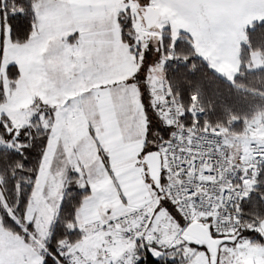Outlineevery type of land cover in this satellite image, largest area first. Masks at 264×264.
Segmentation results:
<instances>
[{
    "label": "crops",
    "instance_id": "crops-1",
    "mask_svg": "<svg viewBox=\"0 0 264 264\" xmlns=\"http://www.w3.org/2000/svg\"><path fill=\"white\" fill-rule=\"evenodd\" d=\"M237 1L227 0L232 5L221 8L219 0H189L188 4L185 0L186 17L193 21V25L189 29L183 27L184 31L180 33L168 29L173 39H178L182 33L188 35L196 55L230 83H233L240 72V51L245 42L246 31L264 21V0ZM158 3L145 6L153 8L158 17L170 15ZM121 12L123 11H119L115 19H110L106 12L102 15L100 13L98 17L75 14L67 21L70 24L68 27L65 22L64 34L48 29L50 26L40 22L37 17L35 31L25 43L30 45L27 66H48L41 60L51 49L56 55L54 62L61 60L64 66L70 67L79 83L77 86L92 87V91L87 92L86 108L79 113L85 125L83 133L71 142V138L78 132L75 133V127H70L62 138L57 139L56 148L58 143L62 144L66 163L50 172L53 174V182L60 183L49 182L43 192L48 208L52 209L56 218L68 168L79 175V187L90 190L76 215L77 228L84 235L74 245L85 254L84 264H116L123 250L130 246L117 230L92 234V223L113 218L156 199L159 202L155 212L158 205L165 202L177 213L169 200L161 197L165 171L162 172L160 186H157L151 179L148 164L145 163V156L149 152L161 153L160 132L169 128L167 115L155 111L156 105L163 98L161 83L156 82L150 87L149 83L140 82L145 77L154 79V75L149 72L153 71L151 68L145 69L147 64L140 56L137 58L130 46L123 41L119 22ZM103 20L112 22V31L107 28L93 29V22ZM38 25L39 32L36 30ZM55 28L57 27L52 29ZM67 28L72 31L68 32ZM151 30L163 35L156 28L147 29L145 25V35ZM56 39L61 42H55ZM254 55L255 53L252 59ZM51 60L48 63L53 64ZM80 66H104V70L93 73V81L86 83V76L81 73ZM134 82L137 86L132 85ZM120 83L124 85H119ZM56 123L57 115L54 111L52 129ZM154 233L156 232L151 224L149 234ZM109 239L112 240L111 243H108ZM154 246L155 257L161 256L164 250L182 248V245L166 249Z\"/></svg>",
    "mask_w": 264,
    "mask_h": 264
},
{
    "label": "trees",
    "instance_id": "trees-1",
    "mask_svg": "<svg viewBox=\"0 0 264 264\" xmlns=\"http://www.w3.org/2000/svg\"><path fill=\"white\" fill-rule=\"evenodd\" d=\"M38 1L41 0H0V60L7 27L13 43L22 45L31 39L37 25L34 5ZM119 22L123 41L138 58L143 51V43L137 41L131 12H121ZM156 40L158 44L153 50L157 54L155 59L159 60L155 63L162 66L159 73L161 83L181 103L184 111L182 120L189 128L195 131L221 128L228 137H236L247 133L248 124L256 116L261 115L264 121V65L255 71L248 69L254 53H259L264 63V21L246 31L240 51V72L233 83L214 72L196 55L188 35L182 33L174 40L166 30ZM148 57L151 58V54ZM7 76L12 82L19 79L17 65L7 68ZM5 100L0 76V104ZM52 116V110L45 114V119L50 118L47 128L36 117L19 131L6 115L0 118V140L11 144V147H0V218L4 229L26 239L31 226L25 225V215L49 141ZM172 133L170 126L161 130V145ZM64 162L62 148L58 147L51 170H56ZM251 184L258 195L240 202L239 209L247 228L238 234L264 245V239L249 229L253 221L264 217V200L261 198L264 197V165ZM89 194V189L79 187V175L68 168L62 203L44 241L42 264H57L56 247L59 243L68 240L74 244L83 238V232L77 228L76 215ZM154 245L149 246L146 254H140L141 260L137 264H184L185 261L178 257L183 253L179 248L164 250L161 256L155 257Z\"/></svg>",
    "mask_w": 264,
    "mask_h": 264
},
{
    "label": "rangeland",
    "instance_id": "rangeland-1",
    "mask_svg": "<svg viewBox=\"0 0 264 264\" xmlns=\"http://www.w3.org/2000/svg\"><path fill=\"white\" fill-rule=\"evenodd\" d=\"M219 1L221 8L232 5L227 0ZM157 2H159L158 4L161 8V5H163L170 15L160 16L152 28H156L162 33L168 29L174 33H180V31H184L183 27L189 29L193 25V21L186 17L185 6L189 0H187L186 5H184L185 0H44L35 4V11L40 22L50 26L48 29L55 33L64 34L66 33V28L63 27L75 14H89L90 16L98 17L100 13L102 15V13L106 12L109 14L110 19H115L119 11L126 12L129 10L137 32V41L143 43L140 59L151 68L153 72H149L154 75V79L145 77L140 82L149 83L151 87L156 82L161 83L159 73L162 71V66L159 64L154 65L155 62L159 63V60L157 57L155 59L157 54L153 50L154 46L158 44L156 39L160 37V33L151 30L145 35V23L142 13L145 5ZM103 16L105 15L103 14ZM69 25L67 23V27ZM92 25L94 30L107 28L112 31L113 29L111 21L108 23L104 22V20L93 22ZM54 27L57 28L52 29ZM39 28L38 25L36 29L38 32ZM67 29L68 32L72 31L71 28ZM150 35L152 37H148ZM54 41L61 42L58 39ZM144 46H146L145 49ZM29 50V44L20 45L11 41L9 28L7 27L0 60V76L6 100L0 104V118L2 115H6L16 131H19L23 126L31 124L36 117L39 118L41 125L47 128L50 118L45 119V114L52 110L53 124L54 111H56L57 123L53 129L52 124L47 148L36 179L35 189L25 215V225L31 226L30 232L26 233L27 239L4 229L0 218V264H42V251L45 250L44 241L47 239L55 219L52 209L48 208L49 205L46 203L43 192L49 182L53 184L60 183L59 181L53 182L54 179L52 180L51 178L53 174L50 172L52 171L51 164L58 147L62 148L65 158L64 163H66L63 146L58 143L56 148V142L58 138H62L63 134L67 132V128L75 127V133L78 132L76 136L71 138V142L83 133L85 125L79 113L86 108L85 101L88 100V90L89 92L92 91L90 90L92 87L77 86L79 83L76 76L72 74L70 67L64 66L61 60L54 62L56 55L50 51L51 49L42 56L43 60H41L48 66H27ZM145 52H149L148 54H151V58ZM50 59H52L51 63L53 64L48 63ZM11 65H17L19 69L20 77L16 82L10 81L7 76V68ZM263 65L261 55L255 53L248 69L255 71L261 69ZM80 68L81 73L86 76V83L93 81V78L91 79L93 73L97 74L99 71L104 70V66H80ZM76 69L79 70L78 67ZM119 85H124V83ZM132 85L137 86L136 82L132 83ZM66 116L71 119L66 118ZM246 132V134L241 136H227L232 151L242 150L245 144L252 140L262 141L264 121L261 115L256 116L253 122L248 124ZM2 146L11 147V144L0 140V147ZM66 181L67 173L65 184ZM62 198L60 204L62 203ZM176 214L165 202H161L153 215L151 224L153 231L156 232L154 234L160 236L158 245L161 248L166 249L182 245L181 250L183 253L179 254L178 257L185 261L184 264H264V245L253 243L242 234L234 235L228 238V242L222 243L218 247L217 258L214 262L205 246L197 247L184 242L182 234L185 224L179 214Z\"/></svg>",
    "mask_w": 264,
    "mask_h": 264
},
{
    "label": "built area",
    "instance_id": "built-area-1",
    "mask_svg": "<svg viewBox=\"0 0 264 264\" xmlns=\"http://www.w3.org/2000/svg\"><path fill=\"white\" fill-rule=\"evenodd\" d=\"M160 86L163 98L155 111L166 114L173 129L171 137L161 145L166 175L161 197L169 200L185 225L207 224L214 237L230 238L247 228L239 204L258 195L251 183L264 165V141L252 140L242 150L232 151L223 129L189 128L182 120L181 103L167 87L162 83ZM158 202L156 199L91 224L92 234L117 230L130 245L116 264H137L141 253L146 254L151 244H159L160 236L149 234ZM249 229L264 239V217L253 221ZM56 253L57 264L85 263L83 251L68 240L57 245Z\"/></svg>",
    "mask_w": 264,
    "mask_h": 264
},
{
    "label": "water",
    "instance_id": "water-1",
    "mask_svg": "<svg viewBox=\"0 0 264 264\" xmlns=\"http://www.w3.org/2000/svg\"><path fill=\"white\" fill-rule=\"evenodd\" d=\"M142 15L147 29L152 28L159 18L157 12L151 7L145 8ZM145 163L148 164L151 179L157 186H160L163 172L161 153L159 151L149 152L145 156ZM182 239L190 245L197 247L205 246L214 262L217 258L218 247L222 243L229 241L228 238L213 237L209 227L205 226L203 223H192L185 227Z\"/></svg>",
    "mask_w": 264,
    "mask_h": 264
}]
</instances>
